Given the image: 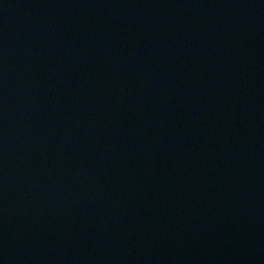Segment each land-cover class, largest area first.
<instances>
[{"label":"water","instance_id":"water-1","mask_svg":"<svg viewBox=\"0 0 264 264\" xmlns=\"http://www.w3.org/2000/svg\"><path fill=\"white\" fill-rule=\"evenodd\" d=\"M0 264H264V0H0Z\"/></svg>","mask_w":264,"mask_h":264}]
</instances>
